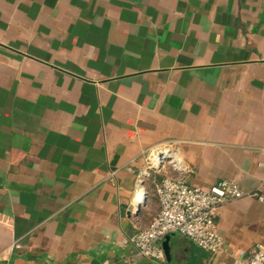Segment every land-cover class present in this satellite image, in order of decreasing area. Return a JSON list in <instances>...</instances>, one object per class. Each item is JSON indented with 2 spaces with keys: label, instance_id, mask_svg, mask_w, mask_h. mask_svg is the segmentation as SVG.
<instances>
[{
  "label": "crops",
  "instance_id": "0c3cea01",
  "mask_svg": "<svg viewBox=\"0 0 264 264\" xmlns=\"http://www.w3.org/2000/svg\"><path fill=\"white\" fill-rule=\"evenodd\" d=\"M165 142L188 185L263 196L220 208L226 253L179 234L159 260L130 244L171 176L144 177L136 201L146 152ZM256 243L264 0H0V264H231Z\"/></svg>",
  "mask_w": 264,
  "mask_h": 264
},
{
  "label": "built area",
  "instance_id": "2783aa9c",
  "mask_svg": "<svg viewBox=\"0 0 264 264\" xmlns=\"http://www.w3.org/2000/svg\"><path fill=\"white\" fill-rule=\"evenodd\" d=\"M145 156L146 167L136 181V201L140 199V195L144 196L143 178L150 177V173H163L168 166L179 173L184 171L179 148L171 142L153 147ZM154 194L159 210L146 227L136 228L129 237V242L138 255L149 260L161 259L162 249L159 243L170 234H179L189 239L211 255L226 253L225 241L215 224L222 205L246 195L263 200V196L256 191L245 192L233 181H216L203 189L165 174L155 182ZM231 264H264V243H256L247 251H240L238 258Z\"/></svg>",
  "mask_w": 264,
  "mask_h": 264
},
{
  "label": "rangeland",
  "instance_id": "374dc122",
  "mask_svg": "<svg viewBox=\"0 0 264 264\" xmlns=\"http://www.w3.org/2000/svg\"><path fill=\"white\" fill-rule=\"evenodd\" d=\"M166 172H167V174H170L171 176H176V174L178 176L180 174L179 172L174 171L172 166H168L166 168ZM154 177H155V179H159L161 176H160V174H156V175L154 174ZM148 188H149L150 191L153 189V179H151L150 182H148ZM147 201H148V204L150 206L154 207V203L156 202V200H155V197L152 194H150L148 196Z\"/></svg>",
  "mask_w": 264,
  "mask_h": 264
},
{
  "label": "water",
  "instance_id": "95a60500",
  "mask_svg": "<svg viewBox=\"0 0 264 264\" xmlns=\"http://www.w3.org/2000/svg\"><path fill=\"white\" fill-rule=\"evenodd\" d=\"M167 239H168V236L164 238V242L162 244L164 249H166V247H167Z\"/></svg>",
  "mask_w": 264,
  "mask_h": 264
},
{
  "label": "bare ground",
  "instance_id": "6f19581e",
  "mask_svg": "<svg viewBox=\"0 0 264 264\" xmlns=\"http://www.w3.org/2000/svg\"><path fill=\"white\" fill-rule=\"evenodd\" d=\"M174 157H176V156H174Z\"/></svg>",
  "mask_w": 264,
  "mask_h": 264
}]
</instances>
